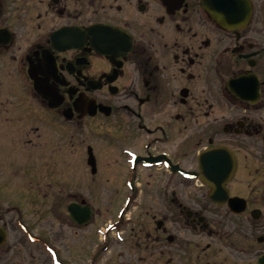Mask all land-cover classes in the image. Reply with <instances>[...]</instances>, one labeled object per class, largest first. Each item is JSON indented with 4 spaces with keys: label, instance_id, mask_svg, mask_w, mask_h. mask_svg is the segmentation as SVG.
Here are the masks:
<instances>
[{
    "label": "flooded vegetation",
    "instance_id": "obj_1",
    "mask_svg": "<svg viewBox=\"0 0 264 264\" xmlns=\"http://www.w3.org/2000/svg\"><path fill=\"white\" fill-rule=\"evenodd\" d=\"M45 207L53 264H264V0H0L1 264H36Z\"/></svg>",
    "mask_w": 264,
    "mask_h": 264
},
{
    "label": "rangeland",
    "instance_id": "obj_2",
    "mask_svg": "<svg viewBox=\"0 0 264 264\" xmlns=\"http://www.w3.org/2000/svg\"><path fill=\"white\" fill-rule=\"evenodd\" d=\"M53 137H54L55 142H58L60 144V148L55 153H84V149L86 148L85 146L87 145V143H90V142L92 144H95L98 147L99 153H107V156H106L107 160L112 159L109 153H114L113 152L114 147L109 142V137L107 136L106 133H102L101 137L88 138L85 142L80 141V138L76 137V139L75 138L72 139L73 141H75V146H71L72 141L68 142V138H66L65 140H62L61 136H59L56 133ZM28 139L29 138L27 137L26 142L29 145H26V144L22 145L21 143V145L18 147V150L20 151V153H36V151H38L35 148L30 147V142L27 141ZM57 145L58 144H55V146ZM102 166H103L102 175H99V178H97V182L99 183V186L93 187L90 185L92 184V182H87L86 183V195L91 200H97L96 204L100 207L103 217L108 216L109 215L108 211L110 210H112L113 213L115 212V215L116 213L120 214L123 209L122 206H123V202L126 199L127 192L116 193V191L113 190V183L115 182L116 177L111 176V174L107 173L108 171H110L109 163H103ZM78 171L81 172L82 170H78ZM18 180H20V178H18ZM86 180H88V178ZM21 182L23 186H27L29 188L28 183H25L22 180ZM25 193H27V191H25ZM24 196L28 197V195L22 193L21 198L25 199ZM26 208L29 210L28 207ZM26 208L23 207V210H26ZM38 214L40 217L48 216L52 218L53 216L54 226H52L51 223L50 224L46 223L45 221H43V223H40L38 221L36 225V229H34L33 231L34 234L38 233L37 241L36 242L27 241V243L30 244V246L27 243L21 244V249H22L23 254L27 256V258H31L32 256L35 257L36 264H53L49 259L50 254H49L48 248L49 247L63 248L65 246H68L70 242L68 232L70 229H67L65 234H61V233L55 234L53 232V231L60 230L59 225L55 224V222L58 223L59 214L57 213V209L53 210V207H50L47 209L46 207L38 208ZM40 238H42V240H39ZM87 242H88V239H87ZM63 243L67 245H63ZM28 246L29 248L34 249V254L30 255L29 253H27V251H30L27 248ZM21 255H19V257H21ZM0 264H1V261H0Z\"/></svg>",
    "mask_w": 264,
    "mask_h": 264
},
{
    "label": "water",
    "instance_id": "obj_3",
    "mask_svg": "<svg viewBox=\"0 0 264 264\" xmlns=\"http://www.w3.org/2000/svg\"><path fill=\"white\" fill-rule=\"evenodd\" d=\"M205 157V156H204ZM77 207L75 206V209L74 208H72L71 210L73 211V214H74V216H76L77 215V209H76ZM89 214H90V211L87 209L86 210V216H89ZM3 242V237H0V244Z\"/></svg>",
    "mask_w": 264,
    "mask_h": 264
}]
</instances>
